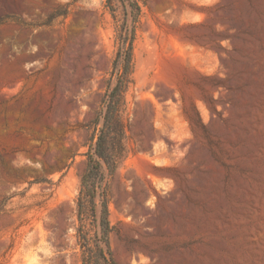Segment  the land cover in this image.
Wrapping results in <instances>:
<instances>
[{
  "label": "rangeland",
  "instance_id": "obj_1",
  "mask_svg": "<svg viewBox=\"0 0 264 264\" xmlns=\"http://www.w3.org/2000/svg\"><path fill=\"white\" fill-rule=\"evenodd\" d=\"M68 2L0 0V264H81L75 199L124 10L49 19ZM138 2L112 256L264 264V0Z\"/></svg>",
  "mask_w": 264,
  "mask_h": 264
},
{
  "label": "trees",
  "instance_id": "obj_2",
  "mask_svg": "<svg viewBox=\"0 0 264 264\" xmlns=\"http://www.w3.org/2000/svg\"><path fill=\"white\" fill-rule=\"evenodd\" d=\"M76 1L70 0L55 7L49 19L65 18L69 14L70 5ZM114 1L124 10L122 24L116 29L117 48L111 62L110 75L115 82L105 94L101 126L95 128L92 143L86 152L87 160L75 199L78 223L76 237L81 264H117L108 239L111 226L108 220L106 175L110 176L115 171L118 158L124 151L121 114L125 105V93L132 83L133 43L140 5L138 0H106L114 19Z\"/></svg>",
  "mask_w": 264,
  "mask_h": 264
}]
</instances>
